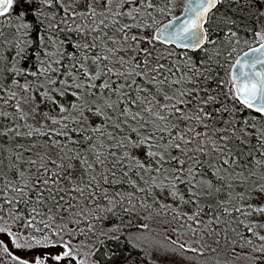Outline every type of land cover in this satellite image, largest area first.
I'll return each instance as SVG.
<instances>
[{
    "label": "trees",
    "instance_id": "16d2710c",
    "mask_svg": "<svg viewBox=\"0 0 264 264\" xmlns=\"http://www.w3.org/2000/svg\"><path fill=\"white\" fill-rule=\"evenodd\" d=\"M135 2L132 5H143L145 0ZM151 4L147 2L148 6L154 8ZM16 7L17 13H25L26 21H32L33 25L28 30L30 41L19 60L16 83L6 90L0 88V100L6 102L4 99H7L6 103L13 112H22L25 103L23 96L31 95L35 79H41L42 84L51 89L59 84L66 70L85 71L86 56L90 54L100 55L102 60L99 76L95 78L96 84L102 77L109 78L108 84L99 83L90 89L88 82L84 81V89L91 92L101 90L113 96L118 84L127 77L124 62L136 68L148 67L153 79L145 81L138 74L135 84L115 102L116 116L124 121L127 129L141 125L139 129L145 131L146 140L151 143L158 141L160 146H166L158 167L164 168L162 173L167 175L166 180L173 190L187 202L196 204L197 209L192 214H186L187 218H181L182 214L173 212L171 208L154 206L146 197L138 196L144 190L137 192L134 189L142 185L136 162L130 155L117 158L116 148L113 146L111 149V144L106 151L98 150L97 156L91 160L87 182L72 179V167L85 160L91 141L102 132L99 128L88 126L78 114L80 110L76 109V114L69 112L68 117L57 121L54 137L46 133L49 141L47 149L30 158L29 176L18 175L15 161L10 163V172L0 185L2 232L15 245L18 240L26 245L40 240L62 243L69 254L87 264H174L169 255L166 257L164 248H158L156 257L150 259L144 252L146 240L143 233L139 235L141 243L135 235L146 226V235H161L162 232L161 241L176 243L186 253H193L204 247L201 240L206 238L198 239L193 234L186 236L183 233L179 237L178 230L191 227L201 234L204 231H200L197 225L217 214L224 216L226 223L211 221L212 229L215 227L219 230V238L211 234L214 235L211 239L222 242L214 249L215 253L226 257L223 264H231L229 260L235 258L232 255L237 250L248 254L246 258L250 264L262 262L258 242L243 237L250 234L252 228H241L242 221L234 224L227 212H213L191 191V188L197 189L210 182L212 186L224 185L225 178L214 177L215 169L228 168L234 161L240 167H252L256 162L255 157H264V130L261 134L256 132L258 128L253 134L244 133L246 125L254 128L260 119H264V114L248 107L238 97L231 84L230 66L223 63L206 64L207 61H203L199 55L204 49L196 52L175 49L157 39L152 29L133 33L131 37H136L128 40L131 44L127 46L130 48H116L117 57L109 64L104 61V52L96 51L94 35L97 30L76 26L82 31L79 35L76 29L70 30L72 27L63 29L59 23L52 25L55 16H59L60 23V17L65 13L71 17L69 4L64 0H19ZM42 10L49 13L43 14L49 15L48 19H41L49 27L43 29H47L46 34L38 35L40 30L36 32V29L41 21L35 22L34 19ZM88 13L84 14L86 19L76 17V23H89L92 13ZM235 14L246 24L243 28H237L239 31H264V0H259L257 5L245 4L237 8ZM111 20L108 16L105 22ZM219 30L222 31V28ZM126 33L121 35L124 37ZM50 37L62 39L60 55L56 58L43 49L44 38ZM258 43V40L253 41L250 46ZM168 46L172 48H169L172 53L167 50ZM132 49L133 55L128 58V52ZM188 55H192L194 64L187 63L182 68L194 67L198 70L192 71L190 81L194 86H185L178 96L160 102L157 94L161 88L181 86V66L178 63L182 64L180 61ZM42 67H47L48 71L43 72ZM21 117L25 116L22 114ZM233 140L237 143L235 148ZM169 153L173 157L167 161L165 158ZM247 154L249 157H246ZM35 169L39 170L38 174ZM234 214L237 219H243V214L239 215V208H235ZM224 227L228 228L227 232L223 231ZM24 230L27 231L26 235L22 233ZM234 231L241 235L240 238L232 237ZM244 241L247 247L244 244L236 245Z\"/></svg>",
    "mask_w": 264,
    "mask_h": 264
},
{
    "label": "rangeland",
    "instance_id": "374dc122",
    "mask_svg": "<svg viewBox=\"0 0 264 264\" xmlns=\"http://www.w3.org/2000/svg\"><path fill=\"white\" fill-rule=\"evenodd\" d=\"M18 1L11 0L7 10L0 13V88L3 90L16 83L15 77L19 60L30 41L28 30L33 25L32 21H26L25 13L22 15L21 12L17 13ZM127 1L130 2L127 3ZM64 2L69 4V9L72 12L71 17L69 13H65L63 17H60V23L59 16H55L51 21L54 22L52 25L59 23L63 29L72 27L70 30L76 29L79 35L82 31L76 26L80 29L88 27L91 31L97 30L94 35V41L97 43L96 51L104 52L106 58L104 61L109 64L115 61L117 57L116 48H130L127 46L131 44L128 40L136 37H131L133 33L138 30L152 29L155 31L160 23L168 17L181 13L184 4V0H145L143 5H132L137 3L135 0H64ZM147 2H151V6L154 8L148 6ZM41 12L34 19L35 22H40L42 18H49V15L43 16V14H49L47 11L42 10ZM88 12L92 13L89 23H76V17L86 19L84 14ZM108 16L112 20L105 22ZM102 23L104 25H101ZM132 23L134 25H130ZM45 24L47 22L41 21L37 26L36 32L40 30L38 35H42L43 32L46 34L47 29H43L49 26ZM219 28H222V31ZM236 29L228 26L212 28L209 45L204 50L199 49L201 50L199 55L203 61H207L206 64L209 62L214 65L223 63L225 66L229 65L230 71H232L239 53L248 48L253 41L264 42V31L258 30L247 33L246 30V32L244 30L242 32ZM125 31L127 33L123 37L121 34ZM44 40L46 41L43 43V49L48 51L52 58L58 57L62 39L50 37L44 38ZM169 48L171 47L168 46L167 50L172 53ZM132 55L133 49L128 52V58H131ZM191 57L192 55H188L180 61L182 64L178 63L181 66L179 80L181 86L171 85L164 89L161 88L157 94L160 102L178 96L185 86H194L190 79L193 77L192 71L198 72V70L194 67L182 68L184 64H194ZM223 58L231 59V61H224ZM101 64L100 55H87L84 64L85 71L66 70L59 84L54 87L51 86V89L43 85L41 79H35V83L31 87V95L25 98L23 96L25 103L22 112L18 113V110L13 112V109L8 107L6 103L7 99H4L6 102L0 100V185L4 182L2 179L10 172L9 165L12 161H15L14 166L17 167L18 175L29 176L28 162L30 158H34L47 149L46 146L49 141L46 133L54 137L57 131V121L68 117L69 112L76 114L74 110L78 109L80 110L78 114L83 117L88 126L97 130L99 128L102 132L91 141L85 160L72 167V179H81L87 182L91 160L97 156L98 150L106 151L111 144V149L113 146L116 148L117 158L130 155L129 157L132 158L133 162H136L142 178V185L134 189L137 192L144 190L138 196L146 197L148 202L153 203L154 206H167L173 212L182 214L181 218H187L186 214L195 212L197 205L187 202L182 195L176 193L174 188L168 184L167 175L162 173L164 168L158 167L159 160L163 157L162 151L166 150L164 149L166 146H160L158 141L151 143L146 140L145 131L139 129L141 125H134L131 129H127L124 121L119 120L116 116L115 102L129 87L135 84L137 75L141 74L145 81L153 79L148 73V67L145 69L136 68L133 64L124 62L123 67L127 71V77L118 84L112 96L110 92L106 93L101 90L91 92L83 87L84 81L88 82L89 89L93 85H99V83L100 85L108 84L109 78L106 76L102 77L99 83L96 84L95 82V78L99 76ZM42 70L47 72L48 68L42 67ZM22 114L25 117H21ZM140 124L144 125L143 122ZM256 128H258L257 131ZM262 130H264L263 118L255 124L254 128L249 125L244 127V133L253 134L256 131L261 134ZM232 143L235 148L237 143L234 140ZM243 151L245 150L243 149ZM172 157L173 155L169 153L165 160ZM246 157H249V154ZM255 159V165L252 167H240L234 161L228 168L215 169L217 175L213 173L214 177L217 179L219 177L225 178L224 185L212 186L209 181L208 185L197 189L191 188V191L205 205L210 206L213 212H227L232 217L234 224L242 221L241 228H252V232L243 235V237L258 242L257 247L261 258L264 260V157L259 156ZM34 171L36 174L39 173L38 169ZM126 192L129 193L127 190ZM236 207L239 208V215L243 214L241 220L237 219L236 214H234ZM214 215L215 217L206 218L200 225H197V228L201 229L200 231H204L201 234H197L199 231L191 227H183L178 230L179 237L183 233L186 236L193 234L198 239L206 238L201 240L204 242V247L193 253L190 251H188L190 253H186L176 243L161 241L162 232L161 235L158 233L146 235L145 232L148 230L146 226H143L142 231L135 237L141 243L139 235L143 233L146 240V244L143 246L144 252L150 259L156 257L158 248H164L166 257L169 255L174 264H223L226 257L215 253L216 249H214L222 242L219 239L216 242L211 239L214 235H218L219 230L215 227L212 229L210 224H212L211 221L220 223L226 218L221 215ZM1 228L0 221V264H87L86 261L79 262L75 256L69 254L68 248L62 243H45L44 240H40L37 243L26 245L24 241L18 240L15 245L11 238L2 232ZM223 231L227 232L228 228L224 227ZM22 233L26 235L27 231L24 230ZM234 233L233 238H240L241 235L236 231ZM243 244L248 246L245 241L236 243L238 246H243ZM197 248L201 247L197 246ZM232 257L235 258L229 260L231 264H250L246 258L248 254L244 251L237 250ZM263 260L259 264H264Z\"/></svg>",
    "mask_w": 264,
    "mask_h": 264
},
{
    "label": "water",
    "instance_id": "95a60500",
    "mask_svg": "<svg viewBox=\"0 0 264 264\" xmlns=\"http://www.w3.org/2000/svg\"><path fill=\"white\" fill-rule=\"evenodd\" d=\"M218 0H187L184 11L164 20L156 37L178 49L197 51L208 40L206 21ZM10 0H0V12ZM232 83L239 98L253 110L264 114V42L244 50L232 67Z\"/></svg>",
    "mask_w": 264,
    "mask_h": 264
},
{
    "label": "flooded vegetation",
    "instance_id": "af4514ba",
    "mask_svg": "<svg viewBox=\"0 0 264 264\" xmlns=\"http://www.w3.org/2000/svg\"><path fill=\"white\" fill-rule=\"evenodd\" d=\"M186 2L187 0H184L182 12L184 11ZM257 3H259V0H218L216 6L209 11L208 18L206 21V27L208 30V42H210L211 31L213 27L228 26L236 29L243 28V26H246V24L242 23L241 20L237 18L235 11L237 8L240 9L241 6L245 4L257 5ZM181 13H178L176 15H179ZM258 24L259 23L255 24V26ZM204 48L205 46L202 49Z\"/></svg>",
    "mask_w": 264,
    "mask_h": 264
}]
</instances>
